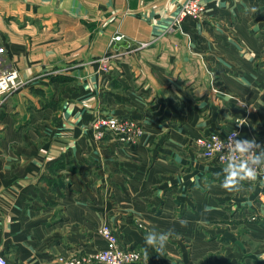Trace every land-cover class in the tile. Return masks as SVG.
Here are the masks:
<instances>
[{
	"label": "crops",
	"instance_id": "obj_1",
	"mask_svg": "<svg viewBox=\"0 0 264 264\" xmlns=\"http://www.w3.org/2000/svg\"><path fill=\"white\" fill-rule=\"evenodd\" d=\"M184 1L0 0L2 66L28 81L0 105L8 264L94 255L102 223L142 253L139 264H191L204 243L188 255L167 244L161 252L146 235L171 229L202 242L188 233L191 211L264 206V172L229 192L230 166L205 163L193 147L237 130L264 152V0H203L200 20L176 23ZM100 115L135 119L144 135L134 146L110 135L98 143L90 125Z\"/></svg>",
	"mask_w": 264,
	"mask_h": 264
},
{
	"label": "built area",
	"instance_id": "obj_2",
	"mask_svg": "<svg viewBox=\"0 0 264 264\" xmlns=\"http://www.w3.org/2000/svg\"><path fill=\"white\" fill-rule=\"evenodd\" d=\"M205 10L203 0H186L181 5L175 22L198 21L204 16ZM114 40L120 41L121 37L117 36ZM4 53L5 49L0 45V98L8 97L22 85L15 69H6L2 66ZM108 64L109 60H106L105 65L108 66ZM92 127L96 140H101L105 135H110L117 139L120 145L126 146L136 145L144 133L136 121L115 115L97 117ZM244 140L248 139L241 137L237 130H231L224 135L214 132L201 135L193 142V147L198 157L204 161L235 167L248 158V156H241L238 152L233 151L236 142ZM250 141H252V147L249 149L248 155L258 157L257 144L253 140ZM97 234L104 242L102 250L82 258L75 256L60 257L59 262L62 264H136L141 260V253L136 249L123 246L118 240L117 233L109 225L100 227ZM0 264H8L7 259L1 254Z\"/></svg>",
	"mask_w": 264,
	"mask_h": 264
},
{
	"label": "rangeland",
	"instance_id": "obj_3",
	"mask_svg": "<svg viewBox=\"0 0 264 264\" xmlns=\"http://www.w3.org/2000/svg\"><path fill=\"white\" fill-rule=\"evenodd\" d=\"M129 50L131 51L132 49H129ZM109 59L110 58L106 55L103 58H101L99 62L103 66L105 65V61L106 60L108 61ZM35 78L36 80H33V81H37L41 77L37 75ZM27 84H28V81L22 80L21 87L15 92H13L12 94L17 93ZM38 92L39 91L35 92L36 95L38 94ZM8 97L0 98V105H3V103ZM49 105L51 107L48 106V104H45L46 107H50V108L55 107L53 108V110L59 109L58 103L57 104L50 103ZM96 118H94V120L92 121L90 125L92 132H93L92 124L94 123ZM125 119L136 121L139 127L144 132V128L137 120L132 119V118H125ZM101 140H96V141L100 143ZM116 142H117V139H116ZM204 162L211 163L208 161H204ZM208 198L210 197L208 196ZM206 210H207L206 212H208L211 215L210 217H207V216L198 217L197 211L196 212L191 211L190 219H189L190 226H188V228L190 229V232L188 233H190L191 236L193 234L200 235L199 238L202 240V242L198 240H194V239L189 240L188 238L183 237V236H179V237L170 236L167 242V245H170L174 249H177V250H183L185 255H188L189 252H191L193 248L194 249L199 248L198 246L199 243H202V245L204 243L205 245L204 254L201 253L203 258L201 257L197 260H191L190 261L191 264H249V262L256 261V260L258 261H256L255 264H264V237L263 239H261L262 237H260L259 239H255L254 237L256 236H253V235H257V234L252 232V229H254V226L257 225L261 228L260 230L262 232V235L264 236V206L262 204L259 206L250 207V208L248 206L241 205L240 209L231 210L230 205H222V203L218 202L217 204L213 206H208ZM215 213H216V217H213ZM174 214L176 216L175 219L177 221L181 219V217H177L176 215L177 213H174ZM104 225H108V224L102 223L99 225L98 229H100V227ZM137 225H138L137 226L138 228L144 231H147V226L145 224L137 223ZM255 229H258V228H255ZM87 256L89 255L75 256V257L82 258V257H87ZM141 256H142V253H141ZM142 260H143V257H141V260L136 264L141 263Z\"/></svg>",
	"mask_w": 264,
	"mask_h": 264
},
{
	"label": "clouds",
	"instance_id": "obj_4",
	"mask_svg": "<svg viewBox=\"0 0 264 264\" xmlns=\"http://www.w3.org/2000/svg\"><path fill=\"white\" fill-rule=\"evenodd\" d=\"M239 125L243 123L237 122ZM252 147V141L244 140L242 142H236L234 152H238L241 156H248L246 160L241 162L238 166H230L223 171L226 173V178L221 183V187L225 190L240 191L242 187V181H255L259 172H264V152L261 153L259 157L255 155H248L249 149ZM182 223H184L182 221ZM173 235V231L170 229L166 232L156 231L149 232L145 237V242L147 245L157 249L158 251H163L165 245L167 244L169 237ZM148 257L146 256V264Z\"/></svg>",
	"mask_w": 264,
	"mask_h": 264
}]
</instances>
